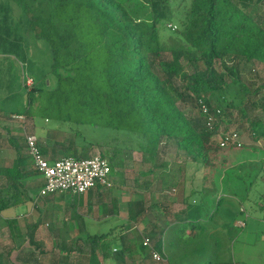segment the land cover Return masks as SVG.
Segmentation results:
<instances>
[{
    "label": "trees",
    "instance_id": "1",
    "mask_svg": "<svg viewBox=\"0 0 264 264\" xmlns=\"http://www.w3.org/2000/svg\"><path fill=\"white\" fill-rule=\"evenodd\" d=\"M13 3L22 10L18 27L23 36L48 43L50 72L57 83L44 90L29 76L33 84L28 96L43 93L48 101L74 103L80 113L77 118L67 114V130L54 129L61 139L55 144L65 148L63 156L89 157L95 144L103 145L108 152L99 154L113 173L123 152L138 151L143 160H157L140 174L160 177L166 167L163 158L175 146L185 153L182 166L196 164L216 174L231 158L244 156L237 150L242 146L217 143L214 136L224 116L236 113L254 138H264V75L255 68L246 71L251 64H264V0H0V8ZM0 15L8 20L5 12ZM209 116L216 119L211 127ZM87 122L124 132L127 144L87 140L80 129ZM11 141L16 156L3 172L0 210L24 202L29 196L24 181L38 173L23 153L24 142ZM229 149L234 153L228 154ZM249 150L261 158L258 174L263 173L261 151ZM258 174L254 181L264 184ZM197 191L201 198H192ZM179 198L185 207L148 236L163 256L158 263L234 264L225 256L231 226L217 217L223 197L214 200L204 188L189 187ZM259 198L264 199V192ZM146 203L142 198L130 203L131 222L144 218L152 206ZM135 237L134 247L123 230L86 237L91 261L96 264L100 252L114 264H148L150 248L139 233ZM57 246L66 254L74 250L64 242Z\"/></svg>",
    "mask_w": 264,
    "mask_h": 264
},
{
    "label": "rangeland",
    "instance_id": "2",
    "mask_svg": "<svg viewBox=\"0 0 264 264\" xmlns=\"http://www.w3.org/2000/svg\"><path fill=\"white\" fill-rule=\"evenodd\" d=\"M13 5L14 7L12 6V8H4L5 14L8 15V20L5 19L4 24H0V37H5V39L9 40L7 38V35H9L12 41V45L10 41V44L3 42L1 46L6 48L4 50H11L13 52L12 63L15 65L12 66V91L0 94V111L5 115L18 112L27 113L28 121H26V116L22 115L24 123L21 122L25 125L26 129H31L33 132L35 130L39 136L41 134L46 136L50 131V135L54 134V129L59 127L67 130L66 127L71 123L67 121V114H72L73 118L80 116L78 109L76 110L74 107L76 106L74 103L64 104V102H59L58 100L48 101L43 93L39 95L34 94L31 98L28 96V90L31 88L27 85L32 86V84H26L27 80L23 84L22 76L24 74L25 77L30 76L36 82H40L44 90L56 87L57 83L56 77L50 72L51 55L48 43L44 40H36L30 35H27V38L25 35L23 36L22 31L18 27L19 24L21 26V22L23 21L22 17H18L22 13V10L16 4L13 3ZM2 9L0 8V10ZM259 10L262 14L263 6L259 5ZM4 12H0V14ZM14 27L16 32H13ZM11 31L16 33L17 36L11 35ZM21 33L22 36L20 37ZM164 34L168 35V29L164 31ZM251 68H255L261 75H264V64H251L246 68V71ZM16 74H18V77ZM16 79H19L17 83L18 89L16 87ZM190 110L189 108L186 109V113H189ZM259 112L261 111L259 110ZM11 119L15 120L13 117ZM237 119L239 117L236 113L232 117L224 116L219 123L214 137L217 139L219 135L221 136L226 131L236 132L242 142V148H238L237 150L244 156L239 157L241 159L238 161L231 158L226 168L218 171L216 174L212 171L204 170L200 165L196 164L182 166L185 153L178 151L177 147L172 146L163 158L166 162V167L162 170L161 177H159V186L155 187L153 184L157 183V180L156 182L154 181L153 175H141L140 172L147 171L157 160L148 158V160L144 161L141 152L137 151L135 154L132 152L125 155L130 153L126 151L124 154V164L126 167H123V170L117 167L113 169V173L119 175L116 177L123 178V181L117 183V185H114L112 181V185L107 187L111 190L104 197L107 201L117 202V218H127L132 206L130 203L134 202L137 198H145L146 204L152 205L145 213L144 218L130 230L132 236H136L139 233L143 237H148L151 230H162L165 227V220L173 219L170 217H173L175 212L185 207L179 198L182 191L189 187H194L197 190H200L202 187L205 191L209 192V196H212L214 200H217L218 197H223L224 199L221 206L222 211L220 210L217 214L219 220H215H218L220 223L226 222L232 229V243L227 249L225 256L232 259L234 264H264V199L261 200L259 198V195L264 192V184L260 179L254 181L259 172L258 165H260L259 159L261 158H255L251 153L252 151L249 150L252 147L255 150L259 149L261 156H264V138H254L248 130V124ZM80 129L89 141L110 143L120 147H124L127 144V137L124 132L113 130L103 124L96 126L87 122L80 125ZM71 134L68 131L67 137H71ZM7 136L8 134L5 132L3 135L4 139ZM106 151L108 152V149H105L103 145L95 144L90 153H105ZM23 153L27 155V153ZM227 153H234V149H229ZM253 165L255 166L253 167ZM258 176H262L264 180V172H261ZM34 179L31 178L28 182L29 189L27 190H32V193L38 191V182L34 181ZM206 179H208L207 184H205ZM141 182L142 184L140 185L142 186L139 187V183ZM201 195L202 193L197 191L192 198L200 199ZM22 207L17 211L24 210L25 207ZM244 207L247 208L248 217H246V211L240 212ZM12 212L14 211L10 210L8 214ZM4 214H7V212H4ZM166 215L167 217H165ZM28 220L30 219L28 218ZM240 220L246 221V227L243 228L237 225V222ZM114 224H116L114 220H110L108 223L103 222L101 225L92 226L90 231L92 233H102ZM234 225L237 226L235 227ZM254 225L256 226L254 227ZM24 227L26 228V233L24 232L21 238L4 241L5 247L16 246L17 244L21 245L25 241L29 247H32V238L34 242L41 241L44 249H47V252L42 255V259L45 261L50 259L52 253L57 250L48 233H45L43 236L31 237L29 235L30 230L27 229L28 227L25 225ZM254 240L256 241L255 244L253 243ZM148 260H145L148 264H160L153 260Z\"/></svg>",
    "mask_w": 264,
    "mask_h": 264
},
{
    "label": "crops",
    "instance_id": "3",
    "mask_svg": "<svg viewBox=\"0 0 264 264\" xmlns=\"http://www.w3.org/2000/svg\"><path fill=\"white\" fill-rule=\"evenodd\" d=\"M2 10L4 11V9ZM4 19L5 18L3 15H0V24H4ZM7 38L9 40L5 39V37H0V94L9 93L12 91V66H15L12 63V60L14 54L11 50H4L6 48L1 46L3 42L10 44L11 37L7 35ZM24 75L22 76L23 84H25L26 78ZM16 76L18 77V74H16ZM18 81L19 79H16L17 89ZM23 113L18 112L15 114L9 113L8 115H5L2 113V111H0V190L6 188L3 174L4 169L12 165L13 159L16 156V151L12 145L11 138L23 141L25 144L23 152L27 153L24 136V122L15 118L17 115H24ZM12 117L15 120L11 119ZM5 132L8 134V136L4 139L3 135ZM50 132H47L48 134L46 133V136L42 134L40 136L37 135L35 130L33 133L39 137L38 139L42 144L45 154L51 158L61 155L63 156L65 154L64 146H58L55 144L57 141H61V139L56 137L55 133L50 135ZM250 149L254 148L252 147ZM125 153L126 152H123L119 156L120 166L118 168L121 170H123V167H126L124 164ZM128 154L131 153H127L125 155ZM31 169L34 170L33 165ZM161 172L163 173V171ZM116 176L119 175L112 173V181L114 185H117V183L123 181V178H118ZM152 177L155 182L157 180V183L153 185L158 187L160 184V178L155 175ZM31 178H35L34 181L38 182V191L36 193H32V190H27L29 189L28 182ZM42 184V177L38 173L30 176L24 181L25 188L29 194L28 198L16 206L0 210V264H93L90 259V247L87 246L88 241L86 240V237L93 234H102L110 231H125L126 235L128 234V239L131 246L134 247L137 245V241L134 239L136 238L135 235L132 236L130 233V230L134 228L137 223L134 224V222L130 221V214L127 216V218H117V202L113 203L111 200L107 201L104 197L111 190L110 188L101 187L100 190H90L86 194L82 195H75L67 192L41 196L39 190L41 189ZM140 184H142V182L139 183V187L142 186ZM3 192H5V190H3ZM99 192H102L104 196L101 197ZM139 199H141V197ZM21 206L25 208L24 210H20V212H18L17 210ZM244 208V210L247 212L246 217H248L249 214L246 210L247 208ZM10 210H13L14 212L8 214ZM4 212H7V214H4ZM168 212L170 211L168 210ZM165 217H167V215ZM28 218L30 220H28ZM110 220H114L116 224L112 225L105 232L92 233L90 231L92 226L98 224L101 225L103 222L108 223ZM24 225L30 230L29 235L43 236L45 233H48V236L52 239L53 244L56 245L57 250L56 252L54 251V253H52L50 259L46 261L42 259V255L47 252V249H44L41 241H35L38 246L33 245L32 247H29V245L26 244V241L21 245L17 244L16 246L13 245L11 247H5L4 241L21 238V236L24 235L26 230ZM255 226L256 225H254V227ZM152 231L153 230H151V232ZM141 236L143 237V235ZM60 242L72 245L74 250L70 254H66L65 251L61 250L59 246H57V243ZM253 243L255 244L256 241L254 240ZM96 264L114 263L111 260H104L102 254L99 252L97 254Z\"/></svg>",
    "mask_w": 264,
    "mask_h": 264
},
{
    "label": "built area",
    "instance_id": "4",
    "mask_svg": "<svg viewBox=\"0 0 264 264\" xmlns=\"http://www.w3.org/2000/svg\"><path fill=\"white\" fill-rule=\"evenodd\" d=\"M26 80V84H33L30 77ZM202 110L207 113L205 106H202ZM15 118L22 120V115H17ZM215 120L214 116H209L208 126L211 127L212 122ZM24 136L26 151L31 157L33 168L42 177L41 196L67 192L82 195L98 185L104 187L112 185L111 166L108 160L102 158L99 153H94L92 156L84 158H78L72 155L51 158L43 152V147L38 137L28 131L26 127L24 128ZM216 140L221 147L232 145L242 146L238 134L232 131L223 132ZM241 210L244 211V208ZM237 225L245 227L246 222L240 220L237 222ZM143 245L150 248L152 260L155 262L163 260L162 254L152 247L149 237H143Z\"/></svg>",
    "mask_w": 264,
    "mask_h": 264
},
{
    "label": "clouds",
    "instance_id": "5",
    "mask_svg": "<svg viewBox=\"0 0 264 264\" xmlns=\"http://www.w3.org/2000/svg\"><path fill=\"white\" fill-rule=\"evenodd\" d=\"M217 141V140H216Z\"/></svg>",
    "mask_w": 264,
    "mask_h": 264
}]
</instances>
